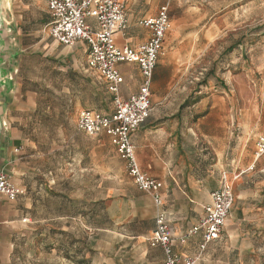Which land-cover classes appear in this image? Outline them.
Listing matches in <instances>:
<instances>
[{"label": "crops", "instance_id": "0c3cea01", "mask_svg": "<svg viewBox=\"0 0 264 264\" xmlns=\"http://www.w3.org/2000/svg\"><path fill=\"white\" fill-rule=\"evenodd\" d=\"M169 2L126 0L127 28L123 35L115 34L116 44L132 47L146 41L149 32L138 21L155 16L164 5L170 17ZM88 21L94 23L93 19ZM214 41H208L204 50ZM63 47L64 55L79 73L98 76L87 67V45L83 41ZM118 69L123 77L119 95L125 99L137 92L142 79L134 63H121ZM173 76L172 72L154 69L149 116L130 134L138 166L161 183L160 205L136 187L126 170L127 176L118 179L117 188L107 196L95 169V179L88 181L93 185L94 197L86 194L71 199L67 192L55 193L59 192L56 188L72 186V179L60 181L52 170L49 177L53 173L55 178L48 177L47 183H42L37 180L38 170L31 164L40 154L25 148L20 151L24 144L28 145V138L17 115L34 108V103H17L12 94L2 99L7 129L0 145V171L10 176L22 193L14 200L0 196V264H91L93 260L97 261L95 264H164L161 247L151 246L148 241L158 211L165 213L173 252L181 257H197L196 264H232L238 263L241 256H263L264 154L257 157L254 150L257 138L264 136V116L253 118L246 104L242 108L232 106L230 90L214 82L212 88H171L167 81L173 80ZM204 77L221 84L216 73H205ZM102 83L108 105L82 106L77 115L86 109L102 114L112 112L113 94L103 80ZM83 134L89 139L107 137ZM108 142L111 145L109 138ZM15 148H19L18 153ZM55 155L54 151L46 153L47 158ZM90 171L79 160V177L88 180ZM223 182L231 186L234 200L220 237L207 243L203 250L199 248V233L181 243L179 238L204 215L203 206L211 202L210 194ZM43 185L50 190L52 200L63 199L75 210L37 215L36 196ZM105 215L107 224H103ZM90 216L95 219L93 225L87 221ZM104 234L109 236L108 240Z\"/></svg>", "mask_w": 264, "mask_h": 264}, {"label": "rangeland", "instance_id": "374dc122", "mask_svg": "<svg viewBox=\"0 0 264 264\" xmlns=\"http://www.w3.org/2000/svg\"><path fill=\"white\" fill-rule=\"evenodd\" d=\"M10 10L14 17L17 69L12 95L17 103L35 105L17 115L28 138V145L24 144L20 151L25 148L40 154L31 164L38 170L37 180L42 183H47L48 172L52 170L60 181L72 179V186L56 188L59 192L55 193L67 192L71 199L86 194L94 197L91 182L95 169L97 179L99 176L102 179L104 196L110 195L117 188L118 179L127 176L123 163L107 137L89 139L75 125L80 107L108 105L102 80L79 73L64 55V45L48 35L45 0H10ZM169 14L171 25L155 72H172L174 79L167 81L171 88L191 89L199 85L212 88L214 82L230 90L232 106L242 108L246 104L253 118L264 116V0H170ZM213 39L214 43L204 50ZM80 51L81 48L77 53ZM205 73H216L221 84L206 80ZM232 115L236 118L235 112ZM49 151H54L55 157L47 158ZM79 160L91 169L86 176L88 180L79 177ZM49 178L54 179V174ZM38 195L39 216L75 210L71 203L64 204L63 199L52 200L47 186L43 185ZM94 220L90 216L87 221L93 225ZM107 222L105 215L103 224ZM104 239L109 236L104 234ZM96 262L93 260L91 264ZM232 264H264V254L241 256L238 263Z\"/></svg>", "mask_w": 264, "mask_h": 264}, {"label": "built area", "instance_id": "2783aa9c", "mask_svg": "<svg viewBox=\"0 0 264 264\" xmlns=\"http://www.w3.org/2000/svg\"><path fill=\"white\" fill-rule=\"evenodd\" d=\"M125 4L126 0H46L48 35L64 46L78 41L87 45V67L108 85L113 94V109L110 114L81 110L77 115V128L90 137L105 134L136 187L150 194L154 203L160 205L161 183L138 166L130 134L149 116L150 86L165 35L170 29V17L168 7H160L155 16L138 21L149 32L146 41L132 47L118 46L115 34L123 35L127 28ZM88 19H93L94 23ZM121 63L136 64L142 79L137 92L125 99L119 95V86L123 82L118 69ZM18 151L19 148L14 149L15 153ZM254 153L257 157L264 154V136L257 138ZM21 193L10 176L1 170L0 196L14 200ZM210 197L211 202L203 206L204 215L179 238L181 243L199 233V248L203 250L207 243L220 237L233 205V191L230 185L223 182ZM148 241L151 246L161 247L164 264H196L197 257H181L173 252L172 237L163 211L156 213Z\"/></svg>", "mask_w": 264, "mask_h": 264}, {"label": "water", "instance_id": "95a60500", "mask_svg": "<svg viewBox=\"0 0 264 264\" xmlns=\"http://www.w3.org/2000/svg\"><path fill=\"white\" fill-rule=\"evenodd\" d=\"M12 26L10 0H0V145L7 124L2 111V99L8 98L13 92L16 43Z\"/></svg>", "mask_w": 264, "mask_h": 264}]
</instances>
